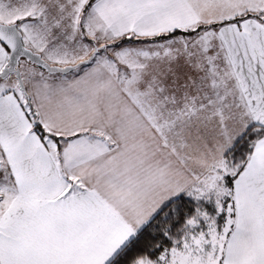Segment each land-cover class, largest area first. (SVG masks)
<instances>
[{
    "label": "snow or ice",
    "instance_id": "1",
    "mask_svg": "<svg viewBox=\"0 0 264 264\" xmlns=\"http://www.w3.org/2000/svg\"><path fill=\"white\" fill-rule=\"evenodd\" d=\"M0 264H264V0H0Z\"/></svg>",
    "mask_w": 264,
    "mask_h": 264
}]
</instances>
